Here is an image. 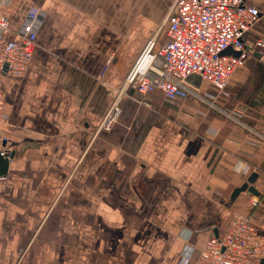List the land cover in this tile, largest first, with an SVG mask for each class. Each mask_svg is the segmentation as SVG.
Listing matches in <instances>:
<instances>
[{"label": "crops", "instance_id": "0c3cea01", "mask_svg": "<svg viewBox=\"0 0 264 264\" xmlns=\"http://www.w3.org/2000/svg\"><path fill=\"white\" fill-rule=\"evenodd\" d=\"M129 1L0 0L12 31L32 6L43 12L25 75L2 77L13 159L0 158V259L2 246L11 261L30 243V264H197L237 217L264 233V62L236 69L214 109L130 93L95 134L146 40H167L175 0L161 21ZM245 2L260 12L252 35L264 36V0ZM253 174L258 194L231 200Z\"/></svg>", "mask_w": 264, "mask_h": 264}, {"label": "built area", "instance_id": "2783aa9c", "mask_svg": "<svg viewBox=\"0 0 264 264\" xmlns=\"http://www.w3.org/2000/svg\"><path fill=\"white\" fill-rule=\"evenodd\" d=\"M41 8H29L20 26L12 31L6 16L0 15V158L13 159L11 140L3 130L6 121L2 77L19 80L25 75L36 45L42 21ZM258 8L245 0H175L164 21L167 40H146L120 86L111 91V105L95 134L109 131L121 116V101L130 93L143 104L160 94L170 104L189 97L216 108L218 99L228 97L231 76L245 65L250 54L264 62V36H253L259 23ZM11 35L9 41L6 36ZM231 51V52H229ZM114 54L110 57L112 61ZM109 62V63H110ZM107 69V65L101 76ZM195 75L209 90L195 86ZM194 247L185 244L182 262ZM182 264V263H181ZM197 264H264V233L252 216L237 217L223 239L211 238L203 246Z\"/></svg>", "mask_w": 264, "mask_h": 264}, {"label": "rangeland", "instance_id": "374dc122", "mask_svg": "<svg viewBox=\"0 0 264 264\" xmlns=\"http://www.w3.org/2000/svg\"><path fill=\"white\" fill-rule=\"evenodd\" d=\"M134 1H137V0H134ZM142 1L144 2V5L146 6V8L149 7V12L150 13H148L146 15H148V16L149 15L150 16L153 15V17H155L157 21H159V20L161 21L163 19V17L165 16V14L167 12L168 5H169V4H166L167 0H142ZM129 2L131 4L132 0H130ZM144 5H143V7H144ZM160 39L162 41H165V33L163 31H162V33H160ZM229 88H227V92H228V90L230 92L231 87H229ZM235 103L236 102L232 98L230 101H228V106L232 107V106L235 105ZM37 246L38 245H36V244L31 245L30 243L27 244V245L16 246V257H15L14 260H11V261L5 260V257L3 255L4 249H3V246H2V256H1V259H0V264H30V263H27L26 260H27V258L29 257V255L32 252L33 253L35 252V249H36ZM51 247H52V249H55L57 246L54 245V246H51ZM37 263L41 264L40 261H38Z\"/></svg>", "mask_w": 264, "mask_h": 264}, {"label": "water", "instance_id": "95a60500", "mask_svg": "<svg viewBox=\"0 0 264 264\" xmlns=\"http://www.w3.org/2000/svg\"><path fill=\"white\" fill-rule=\"evenodd\" d=\"M229 52H231V51H229ZM193 78H195L196 79V84H195V86L197 87V88H199L200 87V85H201V79H200V77H198V76H195V75H191V76H189L187 79H186V81L187 82H191V80L193 79ZM255 179H256V175L255 174H253V175H251L247 180H246V182L244 183V184H242L241 185V187H239V188H237V189H235L234 190V192L232 193V196H231V200H234L239 194H241V193H245L246 195H256V194H258V192L255 190V188H254V186H253V184H254V182H255Z\"/></svg>", "mask_w": 264, "mask_h": 264}, {"label": "trees", "instance_id": "16d2710c", "mask_svg": "<svg viewBox=\"0 0 264 264\" xmlns=\"http://www.w3.org/2000/svg\"><path fill=\"white\" fill-rule=\"evenodd\" d=\"M258 59L255 57L254 54H250V56L246 59L245 64L247 63V61L249 62H254L257 61Z\"/></svg>", "mask_w": 264, "mask_h": 264}]
</instances>
